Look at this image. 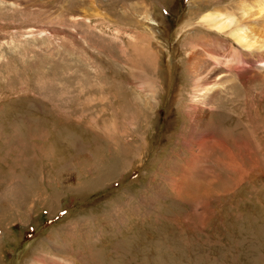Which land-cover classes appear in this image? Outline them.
I'll list each match as a JSON object with an SVG mask.
<instances>
[{
    "label": "rangeland",
    "instance_id": "1",
    "mask_svg": "<svg viewBox=\"0 0 264 264\" xmlns=\"http://www.w3.org/2000/svg\"><path fill=\"white\" fill-rule=\"evenodd\" d=\"M239 1L0 0V264H264V66L188 68Z\"/></svg>",
    "mask_w": 264,
    "mask_h": 264
},
{
    "label": "bare ground",
    "instance_id": "2",
    "mask_svg": "<svg viewBox=\"0 0 264 264\" xmlns=\"http://www.w3.org/2000/svg\"><path fill=\"white\" fill-rule=\"evenodd\" d=\"M201 4L206 5L203 2ZM201 22L211 29L214 28L208 31V35L215 32L224 37L228 36L231 40V44H228V40L222 38V40L216 38L206 40L207 35L192 38L194 40L191 42L192 53L188 59L191 67H188L190 78L194 77L198 93H204L200 104L207 105L211 102V98L217 96V92L213 91L220 85L222 87L231 81L230 85L238 90V81L244 87L243 91H246L248 84L257 83L259 80V76L255 74L251 75L248 80L246 74L257 65L264 66V0H240L234 7H225L222 11L211 10ZM220 48H227L229 54L226 53L224 57L219 51ZM235 65L234 71L237 74L233 80H225V77H230ZM222 66L227 68V72L218 81L219 74L216 72L218 67ZM191 71L194 75H191ZM242 79L244 82L249 81L246 82L248 84L243 85ZM232 95L233 93L228 97L233 103ZM239 98L240 96H237V99ZM209 149L205 147L203 152Z\"/></svg>",
    "mask_w": 264,
    "mask_h": 264
}]
</instances>
